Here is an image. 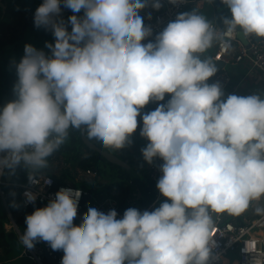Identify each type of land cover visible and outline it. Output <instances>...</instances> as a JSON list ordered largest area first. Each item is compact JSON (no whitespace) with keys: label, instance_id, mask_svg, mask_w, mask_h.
Here are the masks:
<instances>
[{"label":"clouds","instance_id":"clouds-1","mask_svg":"<svg viewBox=\"0 0 264 264\" xmlns=\"http://www.w3.org/2000/svg\"><path fill=\"white\" fill-rule=\"evenodd\" d=\"M62 3L73 12L71 31L59 18ZM221 3L230 13L222 18L226 31H217L198 4L154 42L142 43L152 36L139 14L149 0H43L34 25L50 28L55 43L46 42L50 55L24 46L16 99L0 109V171L47 168L69 129L105 148L124 149L139 117V134L148 141L143 159L163 161L156 188L165 199L152 211L130 207L122 218L114 209L89 206L76 225L82 192L61 188L25 217V248L46 242L63 251L61 264H208L214 218L238 217L264 199V98L222 99L219 83H208L218 69L202 58L217 40L227 47L223 37L237 31L264 38V0ZM151 6L162 4L151 0ZM166 95L170 99L159 103ZM150 102L157 107L142 114ZM28 179L35 184L32 175ZM24 196L27 203L37 198L27 190ZM254 211L264 214V207ZM254 264H264V256L256 255Z\"/></svg>","mask_w":264,"mask_h":264},{"label":"built area","instance_id":"built-area-1","mask_svg":"<svg viewBox=\"0 0 264 264\" xmlns=\"http://www.w3.org/2000/svg\"><path fill=\"white\" fill-rule=\"evenodd\" d=\"M191 2V0H184V3L171 4L169 3V0H160L162 7L158 12L148 11L144 14L147 22L145 25L150 26L152 31L160 33L164 26L169 22L174 21L177 15L183 13ZM211 22L214 24L217 31H226V26L219 25L216 21ZM237 34L238 31L223 37V40L226 41L228 45L227 47H225L220 40H217V47L212 56L213 63L222 62L224 67L221 68V71L211 82H209V84L219 83L224 96L228 94L233 82L232 75L226 69V66L229 64L248 63L249 74L252 73L255 75H245V79L254 76L260 80L259 83L257 82L259 85H261V83L264 85V38L247 35L246 37L250 45L247 47L238 39ZM262 91L264 92V87L262 88ZM146 112H148L147 107L142 110L143 114ZM141 127L142 123L140 128ZM147 143L148 141L143 148ZM132 163L137 164L138 167H141L146 173L147 182L145 181V183H147V186L150 188L148 192L152 201V206L155 208L158 207L165 199L156 188L157 181L162 175L159 169L163 161L159 158H155L153 162L149 164L143 159L141 152V155L132 159ZM7 172V168H5L3 172L0 171V198L6 206L5 209L9 215L10 220L8 223L11 225L9 231L14 230L16 232L19 242L20 236L24 231L19 228L16 223V218L8 207L7 195L4 187L14 186L18 188L21 191L19 195L21 198V206L24 208H32L33 210L47 206L49 201L55 198L56 192L61 188H78L70 183L58 184L54 176L50 174L33 176L35 184L30 183L29 179L25 182H15L14 180L7 181ZM85 174L88 176H95L96 172L88 170L85 171ZM78 189L82 192V196L79 200L78 214L76 218L82 221L83 215L87 212L85 210L87 203L83 204L82 201L85 195L91 193L81 188ZM26 190L36 194L37 198L34 203L26 202L24 196ZM90 201H92V207L97 210L107 213L109 210L114 209L118 214L117 218H122L126 209L135 207L139 204L140 196L134 185L129 200L125 206H122L117 199L111 196H107L100 200L92 195ZM144 210L149 211V208L143 207L142 211ZM240 216L242 222H240V220L237 221L236 217L230 216L226 213L214 218L213 227L216 235L213 237V240L215 241V247L213 248L212 256L208 264H254V258L256 255L264 256V214H259L252 219L247 218L244 213ZM8 223H6V226ZM6 230L8 231V228H6ZM22 247L23 252L21 255L31 260L33 264H46V262L61 264L63 251H53L46 242H37L35 247L30 250L23 245ZM234 255L237 256V260L230 262L231 257Z\"/></svg>","mask_w":264,"mask_h":264},{"label":"trees","instance_id":"trees-1","mask_svg":"<svg viewBox=\"0 0 264 264\" xmlns=\"http://www.w3.org/2000/svg\"><path fill=\"white\" fill-rule=\"evenodd\" d=\"M14 1L15 0H10L5 7L0 6V85L2 83L5 84L6 82L12 88L18 78L14 76H8L6 79L7 75H16L14 73L7 72V68L9 66L7 62L12 64V61L14 60L13 58L5 56V53H7V47L9 45H16L19 42L22 43L26 39L28 28L35 27V25L34 19L25 12V9H28L35 14V10L40 6L43 0H19L20 5ZM214 4L217 8L215 18L212 17L213 13L211 9L207 12L205 11L204 14L210 21H216L219 25L225 26L222 23V18L225 16H230L229 10L221 3V0H216ZM71 13V11L62 13L60 14L59 18H62L66 23L68 18L71 16ZM11 22L14 23L13 31L10 30V27L6 30L5 26ZM39 29L44 35L55 39L52 32L48 29H45L44 27H40ZM217 69V73L209 79V82H211L213 78L221 71V69ZM139 132L137 133V136H140ZM90 141L97 147L106 151H110L120 159L131 163L129 156L123 153V149L115 150L111 148H105L98 140L93 139ZM59 157L62 159L65 165L69 164V166L64 167L59 175H53L49 169V164H51L54 159ZM106 167H109V172L105 170ZM9 170L10 169H8V171ZM88 170L95 171L96 175L93 178L79 179V171ZM40 174L53 175L58 184H68L72 182L74 186L86 190L100 200L107 196H112L113 198L117 199L122 206L127 204L134 186L132 178L125 169L119 165L109 162L99 152L89 148L82 140L81 130L78 131L76 129H69L68 139L58 151L53 153V155L48 158L47 168L33 171L32 169H25L23 166H17L14 171L13 180L15 182H25L28 180L29 175L37 176ZM106 183H108L105 188L106 192L104 190H99V188L106 185ZM145 185L149 191L150 188L147 186V183H145ZM4 190L7 195V203L9 206L11 203L18 205V207L12 206L10 211L13 215H17L16 223L19 228L25 230V217L31 214L34 210L32 208H24L20 206L21 198L19 195L21 191L18 188L14 186H6L4 187ZM115 190H117L116 194L113 193ZM13 196L14 199H12ZM19 207H21L22 210L21 212L17 213ZM8 219L9 215L2 207L0 198V264H7L6 261L15 258L16 254L17 256L22 254V252L18 253L19 251H17V248L22 247V245L19 242L16 232L14 230L6 231L5 229V224L9 222ZM236 220H240V222H242L241 216L236 217ZM81 222L82 221H80L78 218L74 219V224L76 225H79Z\"/></svg>","mask_w":264,"mask_h":264},{"label":"crops","instance_id":"crops-1","mask_svg":"<svg viewBox=\"0 0 264 264\" xmlns=\"http://www.w3.org/2000/svg\"><path fill=\"white\" fill-rule=\"evenodd\" d=\"M9 1L10 0H0V6L5 7ZM191 1L192 2L190 3V5L187 7V9L184 12H189L193 8H197V5L199 4L198 11L200 13H202L203 15H205L204 12L205 11L207 12V11H209L211 9V11L213 13V16L212 17L215 18V16H216V9L217 8L215 7L214 2L216 0H191ZM159 10H156V9H154L152 7L148 11L158 12ZM70 11H71L70 9L65 8L63 6V3L61 4V14L62 13H66V12H70ZM139 14L142 17H144V14L145 13H142L140 11ZM71 15H73V12L71 13ZM77 15L82 16L83 15V11H81ZM66 26H67L68 30L71 31V25L66 22ZM9 27H10V30L13 31V29H14V23L11 22L10 24H7L5 26V29L7 30ZM33 28H34V30H37L35 27H33ZM43 38H45L47 41H51L53 44L55 43V40L53 38H51V37H48V36H45L44 35ZM27 42L28 41H27V37H26V39L22 43L25 46ZM20 43L21 42H19L16 45H9L7 47V52H12L13 53L14 51H16L18 49ZM216 47H217V45H216V41H215L213 43V46L210 48L211 49V53L208 55L207 58H211V60H212V56H213V54H214V52L216 50ZM20 51H24V47ZM5 56H8L9 58H11V56L7 55V53H5ZM203 56H204V53L202 54V58H203ZM7 63L9 65L8 68H7V70H8L7 72H11V73L16 74V65L18 63L15 60L12 61V64H10V62H7ZM214 64L216 65V63H214ZM227 66H230V69L229 70L227 68L226 69L232 75L233 82H232V85L230 87V90H229L228 94L225 95L224 97H222V99H226L227 96L230 95V94H235V95H238V96H248V95H252V94H258L261 97L264 95V92L262 91V89L259 86H257V85H259L258 83L260 82V80H258L254 76H250V77H248V78L245 79V75H255V74H252V73L249 74V70H248L249 65H248V63L243 62V63H239V64H234V65H230L229 64ZM8 76H14V77L18 78L17 77V74L16 75H7L6 76V79H7ZM208 83H209V81H208ZM14 96H15V94L13 92V88L11 86H9V84H7L6 82H5V84L2 83L0 85V109H2L3 106L10 101L8 99L15 98ZM168 99H170V97L166 95L165 101H162V102H159V103H166ZM146 107H147L148 112L149 111H152V110H154L157 107V102H150ZM138 121H139L138 129H137L136 133H134L133 136L131 137V140H132V138L137 137L136 135L140 131V126H141L142 120L138 117ZM146 142H147V140H146ZM129 146H127V147H129ZM130 150H131L130 151V154H131V156H133V159L136 156L141 155V149L139 150V149H136V148L132 147V148H130Z\"/></svg>","mask_w":264,"mask_h":264},{"label":"rangeland","instance_id":"rangeland-1","mask_svg":"<svg viewBox=\"0 0 264 264\" xmlns=\"http://www.w3.org/2000/svg\"><path fill=\"white\" fill-rule=\"evenodd\" d=\"M144 23L147 24L145 18H144ZM35 28L37 30H34L33 27H29L28 28L27 33H26V37H27V41L28 42L26 44H31L36 49L43 50L46 55H50L51 53H50V50L46 47V42L47 43H49V42L52 43V42L51 41H47L45 38H43L44 34L42 33V31L39 28H37V27H35ZM23 47H24V44L20 43V45H19V47H18V49L16 51H14L13 53L12 52H7V55L11 56V58H13L17 63H19L20 59L24 55V51H20ZM210 53H211V49L209 48L204 53L203 58H207ZM226 68L229 70L230 66H227ZM257 86H259L261 89L264 87V85L262 83H261V85H257ZM14 97L15 98H10L8 100L12 101V100L16 99V96H14ZM262 98H264V97L262 96ZM131 141H132V143L130 144L131 147L130 146L129 147H125L123 149V153L129 156L130 162H132V159H133V156H131V154H130V151H131L130 148L134 147V148L139 149V150L142 149L144 144L146 143V139L142 138L141 136H137V137L132 138ZM132 164L134 165V167L136 168L138 173L141 175V177H143L144 180L147 182L146 173L144 172V170L141 167H138L137 164H135V163H132ZM49 165H50L49 169L51 170V173L53 175H59L64 167L69 166V164L65 165L60 157L57 158V159H54L53 162L51 164H49ZM105 170L109 172V167H106ZM82 172H83V174H82ZM110 173H111V171H110ZM78 177H79V179H81V178L83 179V178H93L94 176L93 175L92 176H90V175L88 176V175L85 174V171H79V176ZM70 184H72V182H70ZM107 184L108 183H106V185H104L103 187H100L99 190H104L106 192L105 188H106ZM113 193L116 194L117 190H115ZM12 199H14V196L12 197ZM1 202H2V200H1ZM8 206H9V204H8ZM12 206H13V204L11 203L9 208H12ZM20 206H21V204H20ZM89 206H92V201H89L87 203V207L85 208L86 211H87ZM257 206L264 207V199H262L259 202H254L252 204V206L249 208V210L244 213L247 218L252 219V218H254L255 216L258 215L254 211V209ZM2 207L6 211L5 205L3 203H2ZM143 207L144 206H143V204H141V201H140L139 204L136 205L134 208L142 211ZM21 210H22L21 207H19L17 213L21 212ZM6 213H7V211H6ZM14 217L16 218L17 215H14ZM8 220H10V219H8ZM9 227H11L10 223H8L7 226L5 224V228H8V231L10 229ZM10 231H12V230H10ZM1 251H2V249H1ZM17 251H19L18 253L23 252V247L17 248ZM235 260H237V256L234 255V256L231 257L230 262L235 261ZM6 262H7V264H33V262L30 261L27 257L22 256V255L21 256H19V255L17 256V254H16L15 258H12V259H10L9 261H6ZM46 264H52V263L46 262Z\"/></svg>","mask_w":264,"mask_h":264},{"label":"water","instance_id":"water-1","mask_svg":"<svg viewBox=\"0 0 264 264\" xmlns=\"http://www.w3.org/2000/svg\"><path fill=\"white\" fill-rule=\"evenodd\" d=\"M16 3L18 5H20L19 0H15ZM152 8L151 6V0H149V5L148 7L144 8L141 10L142 13H146L148 10H150ZM25 12L30 15L33 19H34V13L31 12L28 9H25ZM167 26V24L164 26V28ZM163 28V30H164ZM49 31L52 32V30L50 28H48ZM162 30V31H163ZM161 31V32H162ZM158 32L152 31V36H150L149 38H147L145 41H142V43H147L149 41L154 42L155 41V37L156 35H158ZM238 39L242 42V44H244L245 46L249 47V42L248 39L246 37V35L242 32V31H238L237 34ZM216 67L221 69L224 67V64L221 62H217L216 63ZM81 137L82 140L84 141V143L91 149L96 150L97 152H99L102 156H104L109 162L119 165L120 167H122L123 169H125L127 171V173L130 175V177L132 178V181L135 185V187L138 190L139 196H140V201L143 204L144 208H149V211H152L155 209L154 206H152V201L149 195V192L147 190V187L144 183L143 178L141 177V175L137 172V170L127 161L120 159L119 157H117L116 155L112 154L110 151H106L103 150L99 147H97L96 145H94L89 139H87L86 135L84 134V132L81 130ZM14 176V172L12 170H9L7 175H6V180L7 181H11L13 179ZM92 198L91 194H87L84 196L82 203L86 204L88 203ZM6 207V206H5Z\"/></svg>","mask_w":264,"mask_h":264}]
</instances>
